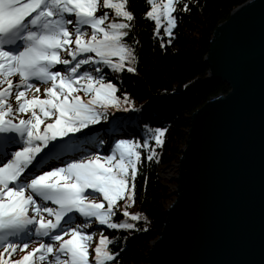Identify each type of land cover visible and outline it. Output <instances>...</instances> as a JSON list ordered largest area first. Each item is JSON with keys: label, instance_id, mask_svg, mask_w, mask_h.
Returning a JSON list of instances; mask_svg holds the SVG:
<instances>
[{"label": "snow or ice", "instance_id": "6c2138e0", "mask_svg": "<svg viewBox=\"0 0 264 264\" xmlns=\"http://www.w3.org/2000/svg\"><path fill=\"white\" fill-rule=\"evenodd\" d=\"M188 11L145 0L142 17L164 48ZM135 20L130 0H0V264H117L104 229L147 220L128 208L166 129L122 138L111 115L138 108L114 82L137 71Z\"/></svg>", "mask_w": 264, "mask_h": 264}, {"label": "water", "instance_id": "95a60500", "mask_svg": "<svg viewBox=\"0 0 264 264\" xmlns=\"http://www.w3.org/2000/svg\"><path fill=\"white\" fill-rule=\"evenodd\" d=\"M205 60L229 89L190 116L176 198L145 264H264V0L231 11Z\"/></svg>", "mask_w": 264, "mask_h": 264}, {"label": "trees", "instance_id": "16d2710c", "mask_svg": "<svg viewBox=\"0 0 264 264\" xmlns=\"http://www.w3.org/2000/svg\"><path fill=\"white\" fill-rule=\"evenodd\" d=\"M247 0H196L190 11L178 13L175 36L171 44L160 47V38L153 35L154 23L142 17L145 0H130L136 20L133 34L139 43L137 71L118 74L120 90L127 91L138 108L123 115H111L122 122L118 136L140 139L144 125L166 129L164 143L157 148L158 160H143L136 178L135 202L129 212H140L144 219L135 221L134 230L104 229V234L117 236L119 243L111 245L119 251L117 264H145L151 242L156 239L166 220V209L175 190L163 172L179 161L187 141V130L192 113L211 97L228 91V85L208 76L205 60L210 40L217 26L227 20L231 11ZM167 40V37H163ZM111 118V117H110ZM112 124L102 122L94 126L96 134H112ZM154 143V142H153ZM123 207V201L118 202ZM125 219L117 210L113 218ZM129 222H131L129 220Z\"/></svg>", "mask_w": 264, "mask_h": 264}, {"label": "rangeland", "instance_id": "374dc122", "mask_svg": "<svg viewBox=\"0 0 264 264\" xmlns=\"http://www.w3.org/2000/svg\"><path fill=\"white\" fill-rule=\"evenodd\" d=\"M177 163H174L168 167L165 168L164 172H163V175L167 177L168 180H172V181H175L174 180V177L176 176V174L178 173V167H177ZM176 182V181H175ZM176 186H177V182H176V185L172 186V189L176 190ZM176 198V195L174 194L173 195V199L172 201L170 202V204L175 200ZM169 204V205H170Z\"/></svg>", "mask_w": 264, "mask_h": 264}]
</instances>
